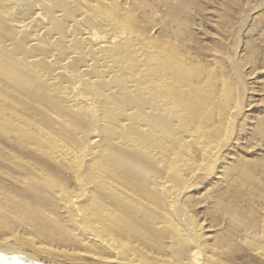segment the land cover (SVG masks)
<instances>
[{"label":"bare ground","instance_id":"6f19581e","mask_svg":"<svg viewBox=\"0 0 264 264\" xmlns=\"http://www.w3.org/2000/svg\"><path fill=\"white\" fill-rule=\"evenodd\" d=\"M187 14L184 0H0V220L29 231L0 236L1 262L35 242L101 264H228L236 240L264 247V142L260 158L221 153L245 91L240 31L212 54L218 74L183 52ZM203 177L223 222L206 234L190 213Z\"/></svg>","mask_w":264,"mask_h":264},{"label":"rangeland","instance_id":"374dc122","mask_svg":"<svg viewBox=\"0 0 264 264\" xmlns=\"http://www.w3.org/2000/svg\"><path fill=\"white\" fill-rule=\"evenodd\" d=\"M156 1L163 2V0ZM260 1L261 0H184V2L187 4L188 11L187 19L185 20L186 22L184 24L188 23V25L184 26L185 28L181 30V33L183 39L187 40L188 44H186V49H184L183 52H186L187 54L192 56L193 61L200 66H204L206 69H208L209 65L212 64V67L215 68L214 61L212 60L214 56H216L217 58L218 55L212 54L217 52L225 54L226 48L230 46L232 50L235 45L233 44V35L238 32V29L240 31L237 46H239L238 50L242 49L240 50L241 52L238 53L239 56L241 55L239 59L245 57L243 59L245 63L241 64V70L243 72L242 74H245V76L241 74L239 81L244 86L245 91L241 94L240 97L237 95V113H235L234 120L227 134L228 140L230 139L231 141L229 142V144H234L222 150V158H236L240 156L244 158L255 159L256 157H262L263 154V152L260 151L258 144H261L262 142H264V140L261 141L262 138L256 137L258 135H253L252 131H250L252 126L255 125V122L256 125L259 124L260 129L263 130L264 128L262 123H260L261 119L264 120V82L260 81V78L264 75V57L261 58V55H264V42L262 37L258 35L261 32L262 28L264 29V1H262L261 4ZM252 7L255 8V10L249 16V19L246 22H241L242 17L252 11ZM160 10L159 11L162 13V10L164 11L165 8L162 6ZM161 13L158 14L161 15ZM153 21L157 24V22L161 21V17L155 16V18H153ZM251 46L258 47V51L260 50L258 52L259 54L253 53L250 50ZM246 48H248V51L246 50ZM251 60L255 62H252ZM249 62L250 64L251 62L253 64H255L256 62L257 63L253 67H251L249 65ZM217 72L219 74L218 70ZM253 72H255V74ZM254 76L257 78H253ZM253 81L255 83H253ZM239 130L242 133L241 136L237 135V132ZM259 178H257L258 181H264L263 177H261L260 180ZM0 183L3 182L0 180ZM213 183V178L208 179L203 177L197 180V188L195 189V193L193 194L194 203L192 202L191 205L193 206H191L190 208V213L192 214L195 222L200 225V231L203 234L205 232H208L206 229L208 226L210 227L211 225L220 224L222 222L221 220L216 219L220 216L219 214L209 212V208L211 206V204H209L211 201V197L208 195L207 191L210 187L213 186ZM258 203L259 202L255 201L252 205L257 206L260 204ZM21 220L26 222L22 217ZM224 220H228L226 216ZM16 222L17 221H14V218H9L7 220L3 219V221L0 220V225L6 228L4 230H7L9 228L8 231L1 233L2 231H4L2 230L0 232V236L3 234H5L6 236L8 233L10 234L18 232L22 237L24 232H29L24 231L22 229L23 225H19L17 224L18 222ZM235 224L234 227L237 226L236 228L242 226L238 223ZM11 225L15 227L11 228ZM22 238L21 239L24 241L27 239H25L24 236ZM38 245L39 244H37L36 242L35 245L22 244L18 247V252L15 251L16 253L8 251L12 254L11 259H4L6 260V262L4 263L1 262V260L0 264H10L9 261L15 260H19L23 264H101L99 262L93 261L88 257H82L78 253L64 250L62 251L61 246L60 248H57L58 245L51 247V252L49 253V255H46V253L37 251ZM234 246L235 250L232 253L234 255V259L228 261L230 262L228 264H264V247H261L263 245L259 246V252H252V250L246 248L247 245L245 243L238 240L234 241ZM224 250L230 253L227 247H225ZM222 252L223 255H225V252ZM100 256L107 257V254H102Z\"/></svg>","mask_w":264,"mask_h":264},{"label":"water","instance_id":"95a60500","mask_svg":"<svg viewBox=\"0 0 264 264\" xmlns=\"http://www.w3.org/2000/svg\"><path fill=\"white\" fill-rule=\"evenodd\" d=\"M12 262V263H11ZM10 264H17L16 261H9Z\"/></svg>","mask_w":264,"mask_h":264}]
</instances>
